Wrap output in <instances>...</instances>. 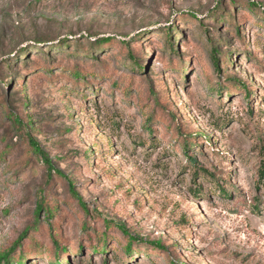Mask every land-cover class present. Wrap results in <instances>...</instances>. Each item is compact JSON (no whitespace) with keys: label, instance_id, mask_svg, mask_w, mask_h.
<instances>
[{"label":"rangeland","instance_id":"1","mask_svg":"<svg viewBox=\"0 0 264 264\" xmlns=\"http://www.w3.org/2000/svg\"><path fill=\"white\" fill-rule=\"evenodd\" d=\"M260 170L264 0H0V258L264 264Z\"/></svg>","mask_w":264,"mask_h":264},{"label":"trees","instance_id":"2","mask_svg":"<svg viewBox=\"0 0 264 264\" xmlns=\"http://www.w3.org/2000/svg\"><path fill=\"white\" fill-rule=\"evenodd\" d=\"M214 58H215V62H216V64H218V66H219V60H220V59H219V57L217 56V54H214ZM33 143L35 144L36 148H37L38 151L42 154V157H43L44 160L46 161V164H47V166H48L49 173H50V176H51V173H52V171H51V170H52V165H51V163H50L48 157H47V156L44 154V152L39 148V146L36 145V142H35V141H33ZM187 147H188V146H187ZM191 159H193V158L191 157ZM260 174H261V177H264V170H260ZM16 247H17L16 245L13 246L12 249H11L10 251L4 253V254L1 256V258H0V264H2V261H3V260H5L7 264H11V254H12V251H13ZM58 264H61V262L58 263Z\"/></svg>","mask_w":264,"mask_h":264}]
</instances>
